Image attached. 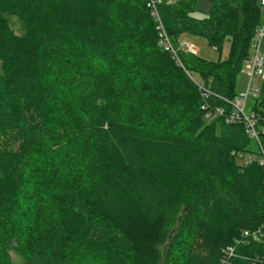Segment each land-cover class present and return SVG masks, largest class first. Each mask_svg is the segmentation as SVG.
<instances>
[{
    "label": "trees",
    "instance_id": "obj_1",
    "mask_svg": "<svg viewBox=\"0 0 264 264\" xmlns=\"http://www.w3.org/2000/svg\"><path fill=\"white\" fill-rule=\"evenodd\" d=\"M195 2L158 5L170 40L225 57L179 64L145 0H0V264H219L227 247L261 264L264 170L235 157L259 152L201 109L229 110L259 0H209L205 18ZM249 110L264 150V78Z\"/></svg>",
    "mask_w": 264,
    "mask_h": 264
},
{
    "label": "built area",
    "instance_id": "obj_2",
    "mask_svg": "<svg viewBox=\"0 0 264 264\" xmlns=\"http://www.w3.org/2000/svg\"><path fill=\"white\" fill-rule=\"evenodd\" d=\"M162 0H145L146 7L149 10L150 16L156 25L157 30V43L166 52H169L172 57L180 64L177 55V48L170 40L159 14L158 5ZM260 8V20L257 25L254 42L252 44V52L248 59L245 61L244 70L247 75V84L245 91L236 94L232 99H225L229 105V110L226 111L223 107H215L212 110L208 109L206 105H202L201 109L205 113L206 119H214L216 117H223L227 123H243L246 132L253 139L257 147L258 154L252 158L247 152H238L235 157L244 164H250L252 161H256V164L264 170V150L259 143L258 130L255 127L256 114L251 110L245 113V106L250 94L251 100H254L260 93V81L264 78V57L261 55V43L264 40V0H259ZM179 48L185 52L196 55V49L187 41H182L179 44ZM262 77V79H261ZM203 90V95L207 96L202 85H199ZM234 154V153H232ZM244 236L250 237L256 241L259 238V230L244 231ZM224 256L220 259L219 264H229V260L234 252L232 247H227L223 250ZM261 264H264V259Z\"/></svg>",
    "mask_w": 264,
    "mask_h": 264
},
{
    "label": "rangeland",
    "instance_id": "obj_3",
    "mask_svg": "<svg viewBox=\"0 0 264 264\" xmlns=\"http://www.w3.org/2000/svg\"><path fill=\"white\" fill-rule=\"evenodd\" d=\"M209 8H210V3L209 0H196L195 5L193 10L191 11V15L196 17V18H205L208 16L209 13ZM9 22L13 30L16 32V34L21 35L24 30L23 23L21 22L20 19H18L16 16H10L9 17ZM181 41H187L189 44H191L195 49H196V55L199 57H203L208 60H216L218 58H223L227 54L228 50V43L224 44L222 50L220 52L217 51V49L212 48L209 46L206 42V39L203 37H198V36H192V35H187L184 34L182 36ZM175 48H177V54L180 51H183L179 48V45H174ZM261 49V55L264 57V40L261 43L260 46ZM264 76V75H263ZM262 79V77H261ZM247 84V75L245 73V70L242 69L241 72L237 76V81H236V92L237 94H240L245 91V87ZM251 96L250 94L248 95V100L246 102L245 106V113L249 111L251 108ZM253 140V139H252ZM254 142V141H253ZM250 157H254V153H248ZM241 163V162H240ZM12 256V264H22L21 260L19 257L14 254L13 252L11 253Z\"/></svg>",
    "mask_w": 264,
    "mask_h": 264
},
{
    "label": "crops",
    "instance_id": "obj_4",
    "mask_svg": "<svg viewBox=\"0 0 264 264\" xmlns=\"http://www.w3.org/2000/svg\"><path fill=\"white\" fill-rule=\"evenodd\" d=\"M185 41V40H184Z\"/></svg>",
    "mask_w": 264,
    "mask_h": 264
}]
</instances>
